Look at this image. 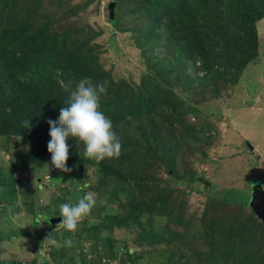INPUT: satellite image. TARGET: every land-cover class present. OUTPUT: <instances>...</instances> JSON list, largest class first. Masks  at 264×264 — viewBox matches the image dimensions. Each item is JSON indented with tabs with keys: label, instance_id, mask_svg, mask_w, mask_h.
I'll return each instance as SVG.
<instances>
[{
	"label": "trees",
	"instance_id": "16d2710c",
	"mask_svg": "<svg viewBox=\"0 0 264 264\" xmlns=\"http://www.w3.org/2000/svg\"><path fill=\"white\" fill-rule=\"evenodd\" d=\"M73 1L0 0V137L23 139L28 146L22 163L12 164L11 169L38 166L48 152L47 120L58 119L69 80H107L101 110L120 133L122 152L118 158L99 163L86 161L96 164L102 177L119 182L128 201L124 215L107 218L106 227L109 231L135 228L139 246L182 243L184 203L167 188L155 193L154 174L165 168L177 182L211 185L187 170L189 151L196 147L200 155L204 152L187 119L190 107L171 88L193 90L195 80L200 81L197 73L203 72L202 80L209 76L226 79L236 71L231 67L236 57L242 58L238 71L255 59L252 48L256 47L257 23L264 19V0H110L106 8L110 26L132 35L145 67L133 86L123 78L115 80L100 64L99 46L94 41L102 32L80 20L91 0ZM25 119L31 120L30 129L23 126ZM67 144L69 161L82 162L84 144L71 137ZM15 184L13 178L0 174L2 200L10 199L8 190ZM231 200L229 196L207 197L200 217L205 250H192L193 262L188 258L190 250L181 247L168 264H195L199 259L208 264L230 260L264 264V235L256 233L254 216L247 217L252 225L242 221L241 213L235 214L237 223L234 218L223 222L217 216L231 208ZM236 205L240 208L242 202ZM142 216L146 222L141 221ZM153 216L165 219L160 234L152 229ZM100 227L103 223L97 229ZM0 232L1 242L7 239L2 222ZM259 238L262 247L255 249ZM114 241L108 238L107 244L112 247ZM133 258L127 253L122 264H134Z\"/></svg>",
	"mask_w": 264,
	"mask_h": 264
},
{
	"label": "rangeland",
	"instance_id": "374dc122",
	"mask_svg": "<svg viewBox=\"0 0 264 264\" xmlns=\"http://www.w3.org/2000/svg\"><path fill=\"white\" fill-rule=\"evenodd\" d=\"M78 2L79 0L73 1L74 4ZM109 2L110 0H91V5L80 16V20L90 25L95 32H102L94 41L99 46L101 66L111 72L115 80L123 78L133 86L140 81L145 67L140 51L133 44L132 35L118 33L117 29L110 26L106 10ZM123 27L125 28L124 22ZM252 49L256 52L255 59L238 71L242 58L236 57L231 64L236 71L233 69L234 72L231 71L226 79L209 76L202 80L206 76L203 72L195 76L200 81L195 80L193 90L184 92L175 86L171 88L190 107L187 119L194 125L199 137L196 142L199 150L204 152V155H200L195 151L196 147L189 151L187 170L211 185L206 187L199 181L191 185L177 182L165 168L157 169L154 174L155 193L167 188L179 202L184 203L181 210L182 229H185L182 231V243L139 246L135 228L114 227L109 231L106 227L107 218L124 215V205L128 200L120 189L121 184L111 176L102 177L96 164L88 163L84 155L82 162L67 160V167L72 169L67 173L51 166V155L48 152L42 156L38 166L26 165L15 170L11 169V165L22 163L21 156L28 153L27 142L19 138L0 137V174L5 179L13 178L16 182L14 189L8 190L10 199L4 201L0 198V222L7 238L0 242V264H122L127 253L134 257V264H168L167 261L181 247L190 250L189 261L195 262L196 256L192 250H205L200 217L207 197H232L231 208L218 212L217 216L223 222L234 218L237 223L238 214H235L241 213L242 221L252 225L251 219H247L252 214L256 221L255 228L258 229L256 233L262 237L264 19L257 23V42ZM46 164L49 170L45 167ZM87 192L96 194V205L91 214L83 218L75 232L70 233L57 226L61 221L51 223V220L57 218L62 220L59 216L60 204L75 203ZM239 202H242L240 208L236 205ZM43 217L47 220L43 221ZM141 221L146 222V217L142 216ZM151 221L152 229L160 234L164 229L165 219L153 216ZM101 223L103 227L97 229ZM51 235L61 247L52 245L47 240ZM108 238L115 240L112 247L107 244ZM68 239L72 241L70 246L64 244ZM259 240L260 238L255 249L262 247ZM203 261L205 260L199 259L195 264H208ZM223 264L240 263L238 260H230Z\"/></svg>",
	"mask_w": 264,
	"mask_h": 264
},
{
	"label": "clouds",
	"instance_id": "9594fccd",
	"mask_svg": "<svg viewBox=\"0 0 264 264\" xmlns=\"http://www.w3.org/2000/svg\"><path fill=\"white\" fill-rule=\"evenodd\" d=\"M108 81L93 82L89 77L78 81H68L65 86L67 98L64 106L59 110L57 120L49 119V137L47 151L51 154L50 164L61 172H71L67 167L69 158V137L84 144V156L94 159L97 163L105 158H118L122 152L121 138L113 130L111 119L101 110V99L107 94ZM29 119L23 121V126L31 128ZM45 167L49 170V166ZM96 205V194L87 192L75 203H62L59 205L61 222L57 226L63 227L72 233L78 229L84 217L91 214ZM45 220V219H44ZM43 220V221H44ZM49 236L52 245L61 247L58 241ZM70 239L64 244L71 245Z\"/></svg>",
	"mask_w": 264,
	"mask_h": 264
},
{
	"label": "water",
	"instance_id": "95a60500",
	"mask_svg": "<svg viewBox=\"0 0 264 264\" xmlns=\"http://www.w3.org/2000/svg\"><path fill=\"white\" fill-rule=\"evenodd\" d=\"M60 221H61L60 218H57V219L51 220V223H59Z\"/></svg>",
	"mask_w": 264,
	"mask_h": 264
}]
</instances>
